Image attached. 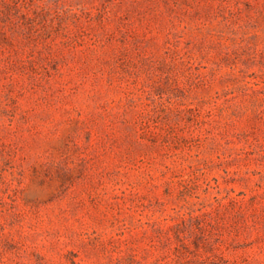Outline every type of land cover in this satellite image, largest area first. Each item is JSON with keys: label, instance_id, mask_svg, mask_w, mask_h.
<instances>
[{"label": "rangeland", "instance_id": "374dc122", "mask_svg": "<svg viewBox=\"0 0 264 264\" xmlns=\"http://www.w3.org/2000/svg\"><path fill=\"white\" fill-rule=\"evenodd\" d=\"M0 264H264V0H0Z\"/></svg>", "mask_w": 264, "mask_h": 264}]
</instances>
